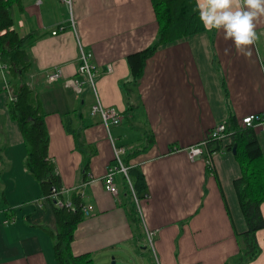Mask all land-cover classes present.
<instances>
[{"label":"crops","instance_id":"crops-1","mask_svg":"<svg viewBox=\"0 0 264 264\" xmlns=\"http://www.w3.org/2000/svg\"><path fill=\"white\" fill-rule=\"evenodd\" d=\"M72 1L70 13L57 0H20L22 9L14 3L12 14L23 36L37 33L29 49L34 63L29 84L42 88V78L58 69L64 75L41 99L62 199L72 202L77 193L84 205L93 206L74 232L73 254H89L92 264H151L152 257L155 264L229 263L239 253L236 232L247 229L234 187L242 175L240 165L225 148L210 153L207 145L194 161L185 149L201 142L217 124L228 123L231 115L241 121L264 114V18L251 57L238 55L222 32L203 31L161 45L146 62L139 96H126L123 85L131 80L127 56L157 36L151 1ZM77 38L93 53L102 105L123 115L122 123L110 128L114 146L124 150L123 156L144 148L130 163L141 166L148 181L140 205L147 227L156 231L155 253L151 248L147 252L146 238L134 241V226L121 198L123 174L114 176L118 196L104 188L107 168L115 165L114 146L100 116L91 112L96 101L92 90L86 85L76 95L63 84L76 76L80 65ZM9 68L0 62V264H57L49 232L56 231L55 209L25 165L27 147L9 114L4 89ZM74 110L76 133L70 134L63 116ZM254 129L264 157V129ZM229 143L226 139L223 146ZM258 240L262 252L252 264H264V229Z\"/></svg>","mask_w":264,"mask_h":264},{"label":"trees","instance_id":"trees-1","mask_svg":"<svg viewBox=\"0 0 264 264\" xmlns=\"http://www.w3.org/2000/svg\"><path fill=\"white\" fill-rule=\"evenodd\" d=\"M150 1L159 26L157 36L151 45L127 56L131 80L123 85L126 96H131V92L138 86L144 74L147 60L155 55L161 45L205 31L198 18V13L193 11L196 0ZM14 3H17L18 7L22 9L20 0H0V62L10 66L7 82L14 95L8 103L9 114L19 124L25 140L27 147L25 165L30 174L39 182L42 196L53 203L55 209L56 231L49 232L53 238V250L57 264H92L89 254L75 255L71 250L74 232L85 218L81 196L77 193L73 194V209L57 207L55 201L50 197L54 189L62 188L60 176L49 156L50 137L46 125L48 113L45 111L41 99L42 92L52 85L46 84L47 74L42 78V88H36L29 84L28 74L34 66L29 49L37 33L29 32L23 36L17 30V22L12 14ZM75 112L76 110L63 116L64 127L70 134L76 133L71 116V113ZM227 124L225 133L229 136L230 143L223 146L222 141L212 138L208 142V149L212 153L221 148L228 151H233L236 148L235 157L240 165L242 175L234 181V187L247 226L244 232H236L239 253L227 264H252L262 252L258 233L264 229L262 212L264 157L254 127H244L234 115L230 116ZM78 137L75 135V138ZM143 149L136 148L122 160L127 168V176L122 175L123 193L121 198L129 221L134 226V241L138 244L146 238L138 206H141L140 203L145 198L149 185L142 167L130 162ZM90 160L91 158L88 157L85 161L86 169ZM151 264H155L153 257Z\"/></svg>","mask_w":264,"mask_h":264},{"label":"built area","instance_id":"built-area-1","mask_svg":"<svg viewBox=\"0 0 264 264\" xmlns=\"http://www.w3.org/2000/svg\"><path fill=\"white\" fill-rule=\"evenodd\" d=\"M60 3L64 4L66 7L70 9V13L72 11V0H57ZM41 0H37V4H40ZM72 17V16H71ZM72 25L75 29V24H74V19L72 18ZM56 34V32H54ZM77 42L79 45L80 49V55H79V60H80V65L77 70L76 76L66 79L65 80V86L67 88L72 89L73 91L76 90L79 92V94L83 93V86L85 85H90V87L93 88V90L97 93L96 90V77L97 71L96 68L93 64V53L90 50L85 49L81 42L77 38ZM64 75L62 70H55L53 72H50L47 74V82L48 83H57L61 79H63ZM4 89L5 91L9 94V98H13V90L9 86L7 80H4ZM91 112L93 115H98L100 116L102 123L104 124L105 128L107 131H110L111 127H116L119 126L122 121H123V115L120 111H118L115 108L112 107H105L102 105L100 98L97 96L96 97V102L91 108ZM241 123L244 127H254V128H260L264 129V114H251L248 116H245L242 118ZM227 122H222L220 124H217L215 127H213L205 136V138L194 145H191L185 149V151L188 154V157L190 160L194 161L196 158L201 157L204 152L205 148L208 145V142L212 138H216L220 141H225L226 139H229V136L225 133L227 129ZM114 146V145H113ZM124 154V150L121 148H116L114 146V156H115V165L108 167L107 168V173L104 176L103 184L105 190H107L109 193H111L114 196H118V187L115 182V174L116 172H121L125 176H127V168L123 166L122 161H121V156ZM207 162L210 164V156L208 155ZM64 194V188L62 187L60 190H53V193L50 195L51 199L55 201V204L57 207H66L69 209H73L74 205L71 201L65 202L62 199V196ZM137 201V199H136ZM138 203V201H137ZM139 212L142 218V222L145 228V233H146V241L147 244L150 246V248L154 252V237L156 235L155 230H150L145 222V215L143 213V210L141 209V206H138ZM93 210V206L89 205H84L83 206V212L85 216H88L91 214V211ZM5 223H8L6 220ZM155 253V252H154ZM159 261L156 260V264H158Z\"/></svg>","mask_w":264,"mask_h":264},{"label":"clouds","instance_id":"clouds-1","mask_svg":"<svg viewBox=\"0 0 264 264\" xmlns=\"http://www.w3.org/2000/svg\"><path fill=\"white\" fill-rule=\"evenodd\" d=\"M206 32L223 33L238 55L252 56L253 46L260 38L256 31L264 18V0H196L193 9ZM225 55L230 52L225 48Z\"/></svg>","mask_w":264,"mask_h":264},{"label":"rangeland","instance_id":"rangeland-1","mask_svg":"<svg viewBox=\"0 0 264 264\" xmlns=\"http://www.w3.org/2000/svg\"><path fill=\"white\" fill-rule=\"evenodd\" d=\"M140 82H141V79H140V81H139V83H138V86H136V88L131 92V96L132 95H134V94H137L138 96H139V85H140ZM48 83V82H47ZM50 85H54L55 83H49ZM89 87H90V85H88ZM66 87V86H65ZM67 88V87H66ZM87 87H86V85L85 86H83V92H84V90L86 89ZM68 90H70L71 92H73V93H75L76 95H81V94H79V92H77L76 90H72V89H70V88H68ZM90 90H92L91 91V97L93 98V100H96V97L98 96V94L93 90V88L92 87H90ZM134 99V98H133ZM96 102V101H95ZM94 105V104H93ZM92 105V106H93ZM124 124H128V121H126ZM108 134H109V140L111 141V143L114 145V142H113V138L111 137V135H110V131L108 132ZM206 136V135H205ZM205 138V137H204ZM203 138V139H204ZM125 153H126V151H125ZM125 156V155H124ZM123 155L121 156V161L123 160V157H124ZM122 164H123V161H122ZM123 166H124V164H123ZM125 167V166H124ZM121 173V172H120ZM123 174V173H122ZM148 248V250H147V252L148 253H150V247H147ZM117 264V263H116Z\"/></svg>","mask_w":264,"mask_h":264},{"label":"water","instance_id":"water-1","mask_svg":"<svg viewBox=\"0 0 264 264\" xmlns=\"http://www.w3.org/2000/svg\"><path fill=\"white\" fill-rule=\"evenodd\" d=\"M235 152H236V148L233 149V153H235ZM113 264H115V262H113Z\"/></svg>","mask_w":264,"mask_h":264}]
</instances>
